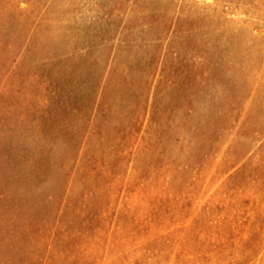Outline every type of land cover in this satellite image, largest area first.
Masks as SVG:
<instances>
[{
    "label": "rangeland",
    "instance_id": "1",
    "mask_svg": "<svg viewBox=\"0 0 264 264\" xmlns=\"http://www.w3.org/2000/svg\"><path fill=\"white\" fill-rule=\"evenodd\" d=\"M0 264H264V0H0Z\"/></svg>",
    "mask_w": 264,
    "mask_h": 264
},
{
    "label": "bare ground",
    "instance_id": "2",
    "mask_svg": "<svg viewBox=\"0 0 264 264\" xmlns=\"http://www.w3.org/2000/svg\"><path fill=\"white\" fill-rule=\"evenodd\" d=\"M245 97V96H244ZM242 134V133H241Z\"/></svg>",
    "mask_w": 264,
    "mask_h": 264
}]
</instances>
